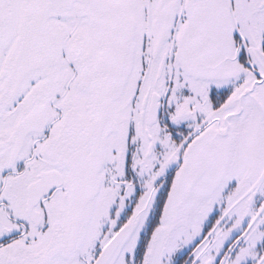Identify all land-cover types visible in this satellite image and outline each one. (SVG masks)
<instances>
[{
  "label": "snow or ice",
  "instance_id": "snow-or-ice-1",
  "mask_svg": "<svg viewBox=\"0 0 264 264\" xmlns=\"http://www.w3.org/2000/svg\"><path fill=\"white\" fill-rule=\"evenodd\" d=\"M0 264H264V0H0Z\"/></svg>",
  "mask_w": 264,
  "mask_h": 264
}]
</instances>
